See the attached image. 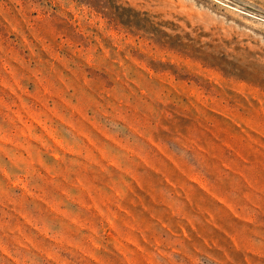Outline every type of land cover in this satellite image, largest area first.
I'll list each match as a JSON object with an SVG mask.
<instances>
[{
    "label": "rangeland",
    "instance_id": "1",
    "mask_svg": "<svg viewBox=\"0 0 264 264\" xmlns=\"http://www.w3.org/2000/svg\"><path fill=\"white\" fill-rule=\"evenodd\" d=\"M0 264H264V0H0Z\"/></svg>",
    "mask_w": 264,
    "mask_h": 264
}]
</instances>
